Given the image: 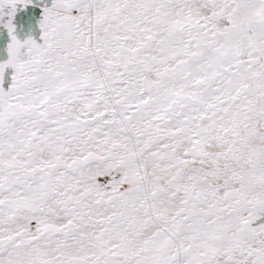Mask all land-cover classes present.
Here are the masks:
<instances>
[{
	"label": "snow or ice",
	"instance_id": "6c2138e0",
	"mask_svg": "<svg viewBox=\"0 0 264 264\" xmlns=\"http://www.w3.org/2000/svg\"><path fill=\"white\" fill-rule=\"evenodd\" d=\"M18 4L0 264H264V0Z\"/></svg>",
	"mask_w": 264,
	"mask_h": 264
},
{
	"label": "rangeland",
	"instance_id": "374dc122",
	"mask_svg": "<svg viewBox=\"0 0 264 264\" xmlns=\"http://www.w3.org/2000/svg\"><path fill=\"white\" fill-rule=\"evenodd\" d=\"M43 3H50V0H33V4L36 5L35 9L33 8V5H29L27 8H24L22 5H17L16 8V14L13 19V23L15 25V35L21 39H27L29 37L37 40V42H40V29L38 27V20H39V5ZM7 11V9H6ZM7 19V16H5V20ZM7 34V29L3 27L2 24H0V40L2 37H4ZM9 36L7 43L2 45L0 42V63L5 62L8 59V54L6 51L7 44L9 43ZM14 74V69L8 68L5 70L4 74V83L3 87L7 89V87L11 84V76ZM259 222H264V219Z\"/></svg>",
	"mask_w": 264,
	"mask_h": 264
},
{
	"label": "trees",
	"instance_id": "16d2710c",
	"mask_svg": "<svg viewBox=\"0 0 264 264\" xmlns=\"http://www.w3.org/2000/svg\"><path fill=\"white\" fill-rule=\"evenodd\" d=\"M7 40H8V33L4 37L1 38L0 42H3L1 44L5 46V44L7 43Z\"/></svg>",
	"mask_w": 264,
	"mask_h": 264
}]
</instances>
